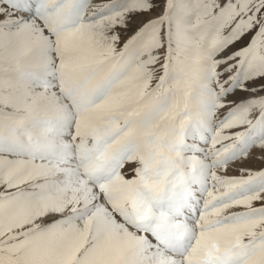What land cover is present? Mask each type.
Masks as SVG:
<instances>
[{"label":"snow or ice","instance_id":"1","mask_svg":"<svg viewBox=\"0 0 264 264\" xmlns=\"http://www.w3.org/2000/svg\"><path fill=\"white\" fill-rule=\"evenodd\" d=\"M0 264H264V0H0Z\"/></svg>","mask_w":264,"mask_h":264}]
</instances>
